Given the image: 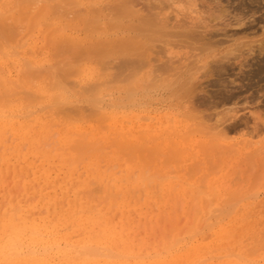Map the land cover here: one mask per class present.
Wrapping results in <instances>:
<instances>
[{
	"label": "rangeland",
	"instance_id": "rangeland-1",
	"mask_svg": "<svg viewBox=\"0 0 264 264\" xmlns=\"http://www.w3.org/2000/svg\"><path fill=\"white\" fill-rule=\"evenodd\" d=\"M20 1L0 0V20L6 22L15 16L12 21L9 20L11 23L8 25L12 24L13 27L16 23L13 29L19 32L15 37L13 35V39H8L11 30L8 31L4 26L7 23L2 25L3 21H0L1 27L4 26L5 31H8L5 32L8 36L3 38L10 41V44L6 41L5 44L3 40L0 47L5 53L2 55L3 52L0 51L2 57L0 72L9 80L6 89H16V86L19 88L15 90L19 93L16 98L10 100V105L0 107V240L5 242L12 235L9 228L7 230L4 228L6 219L3 217L6 214L8 215L5 216L6 218H15L14 221L18 223L21 214L17 210L21 206L25 211L30 210L33 218H40L38 220L46 222L47 230L39 234L41 242L38 245H50L60 239L61 244L63 238L69 237L74 244L80 239H90V236L101 237L104 240L106 227L108 231L110 230L106 234L114 237L113 247L117 246L118 253L123 255L120 256V260H115L120 264H264V51L260 53L257 50L261 43L264 44V41L261 42L264 40V21L259 22V18L264 16V0L191 1L197 5V16L201 19V23L203 25L207 21L209 23L204 33L212 35L216 33L213 38L216 36L218 39L214 40L221 41L209 48L212 57L209 54L207 60L208 70L210 64H217L219 60L218 64L224 65L222 66L225 67V71L220 77L213 75L210 77L208 71L204 69L206 64L197 70L198 75L194 74L196 81L194 80L191 87L193 91L190 90L187 95L174 94L170 87L175 76L169 73L178 72L179 74L176 75L181 74V76H178L177 81H183L187 75L196 71L194 67L197 69L200 65L195 66L197 56L200 55V58L205 55V52L198 51V47L201 48L199 44L192 42L188 44L176 38L170 39V43L167 41L150 43V47L142 53L143 56L140 55L143 57L140 59L148 60L141 69L127 71L118 69L116 65L122 58L121 55L111 54L114 55H110L109 58L112 59L105 58L104 61L102 58L98 59L96 55L94 57L89 55L84 57L85 60L78 59L79 61L75 60L77 62L72 61L73 64L68 63L75 67L79 62L80 67L75 69L74 75L67 77L66 80L71 83L66 80L64 82L68 83L66 92L71 96L68 101L71 103L66 105L69 106L67 112L64 109L59 114L50 101V98L57 93L50 85L51 76L58 72L57 67L62 62L61 57L64 60L66 56L62 52L65 49L58 46L59 36L77 38L76 43L82 39L78 43L82 44L84 41L81 47L87 49H91L87 45H91L93 40L95 41L92 45H97L100 43L98 39L106 38L109 41L107 38L111 40L115 38L114 41H117L120 36V39L124 37L128 39L133 35L129 26L137 23L138 17L146 14L149 8L148 11L154 14L158 11L161 15H168L170 27V24L174 23L172 21L175 16L179 14L172 4L176 0H170L171 2L168 0H165L166 2L163 0H78V2L74 0L72 4L66 6L65 13L62 14L57 12L50 14V11L44 12L41 9L46 6L55 10L56 4L58 6L60 2L64 3L62 0H49L47 3L50 5L46 0H39L41 3L37 0H22V4ZM182 1L184 4L185 0ZM182 1L178 0L174 5ZM216 1H219L220 5ZM18 2H20L19 7ZM32 2L41 5H36L35 8ZM214 2L225 12H218ZM12 4L16 9L12 8ZM120 6L125 7L126 11L129 8L127 11L129 15L126 16L128 18L117 16L116 11ZM107 7L112 10L108 9V12ZM158 7L162 8L158 9ZM4 9L8 16L3 14ZM17 9L23 20L18 16ZM90 9L98 16L99 21L95 24L96 32L89 30L90 27L84 22L86 17L88 19V16L93 15ZM214 11L221 17L217 16L214 19L211 15ZM253 12L255 13L252 14ZM244 14H247L246 17L243 16ZM179 15L183 16L181 13ZM181 17L179 16L180 20ZM237 18L241 19L235 23ZM68 19L73 20L70 22ZM19 20L25 21L24 25ZM82 22L85 24L83 25ZM123 25L124 28H121L120 26ZM1 27L0 33L4 32ZM250 27L256 29V34L242 39L243 48L237 46L240 51L235 49L234 43L238 44L241 41L235 42L238 37H230V35ZM200 29L197 31H201ZM103 33L106 35L104 36ZM78 43L77 45H80ZM249 44L254 48L250 53L245 51L244 46L246 45L247 48ZM193 45L198 46H196L197 50ZM10 46L11 48H8ZM230 51H232L231 55ZM241 52L244 57L241 56ZM185 55L188 56L186 60ZM234 55L240 56L237 58ZM24 60L32 64L28 61L24 63ZM182 60L183 64H181ZM221 60H224L223 63ZM56 62L57 64L59 62V65H56ZM28 64L37 66L38 69L35 70L37 69L38 72L33 71L31 66L29 67L31 70L25 67ZM163 65L172 68L175 65L177 68L176 71L174 68L173 71L168 68L166 70ZM162 67L163 69L160 70ZM186 67L191 69L186 71L188 69ZM188 71L194 72L188 73ZM187 78L188 76L185 79ZM129 86H137L135 90L133 89L135 93L130 96L126 92ZM3 87L2 89L0 87V94L4 90ZM39 91L46 97L44 102L40 100L42 97L34 100L36 94L40 97ZM92 97L99 99L97 106L92 105L94 100ZM98 112H104V116ZM198 129L199 131H196ZM219 130L226 133L223 132L226 138L221 134L222 132L219 133ZM186 132L191 133V136ZM213 134L214 136L217 134L218 137L221 134V136L217 140ZM181 136L187 143L182 142ZM244 140L249 142L248 147L242 146ZM129 142L132 146H129ZM136 142V145H139L137 147L140 148L138 150H135ZM216 142L223 147L220 148ZM232 145H235L236 151L231 147ZM229 146L227 153L223 148ZM206 151L212 152L207 154ZM207 155L210 157L204 159ZM153 170L156 172L154 173ZM159 172L161 176L163 175L161 179ZM13 210H16L15 213ZM6 211L8 213H5ZM43 217L45 219L42 220ZM30 231L29 228L26 230L24 242L26 245L32 243V246H35L33 240L35 235ZM50 231L53 232L52 235L56 240L49 235ZM11 243L13 246L17 244L15 240ZM64 247L63 243L59 247L52 245L51 252L56 254ZM108 250L115 251L112 247ZM134 255L135 261L132 259ZM136 255L140 256V259L136 258ZM147 255L148 259L145 257ZM1 261L0 259V264ZM59 261L60 264L69 262V260L54 259L55 263Z\"/></svg>",
	"mask_w": 264,
	"mask_h": 264
},
{
	"label": "bare ground",
	"instance_id": "bare-ground-1",
	"mask_svg": "<svg viewBox=\"0 0 264 264\" xmlns=\"http://www.w3.org/2000/svg\"><path fill=\"white\" fill-rule=\"evenodd\" d=\"M15 1V0H14ZM20 1V0H19ZM22 1V0H21ZM20 1V2H21ZM32 1V0H31ZM33 1H35V0H33ZM37 1H39V0H37ZM41 1H43V0H41ZM49 0H46V3L48 2ZM61 1V0H60ZM59 1V2H60ZM62 1H64V3L63 2H60L61 4H59L58 6H56L55 5V7L56 8H54L55 10H53V8H49V7H46V6H44L45 8H41V9H43L44 10V12H47V11H50V14L51 13H56L57 12V14L59 13V14H62L64 11H65V9H66V6L67 5H69L71 2L73 3L74 2V0H62ZM90 1V0H89ZM150 1V0H149ZM163 1H165V0H163ZM168 1H170V0H168ZM171 1H173V0H171ZM170 1V2H171ZM176 1H178V0H176ZM176 1H173V6H175V9L178 11V13L180 14H183V16L181 17V15H179L177 12H176V14H178L182 19L180 20V18H179V16L178 15H176L175 16V19L172 21V22H174L173 24H170V27H169V22H170V20H169V17H168V15L167 16H164V15H161L158 11H157V13H155L154 14V12H151V11H146L147 13L146 14H143V15H141V16H139L138 17V19L136 20V22L137 23H133L132 24V26H129V28H130V31L133 33V35H131V37H129L130 36V34H129V36H127V37H129L128 39L126 38L125 39V37H124V39L122 38V39H120L121 38V36H120V38H118V40L116 41H114V39L115 38H113V40H111L110 38H107V39H109V41L108 40H106V38L103 40V39H96V42L98 41V42H100V43H98L97 45H92L93 44V42L95 41V40H93V42L91 43V45H87V47L88 48H90L91 47V49H87L86 47L85 48H82L81 47V45L82 44H84L83 42H82V44H80V43H78V42H80L79 40H78V44H80V45H77V43H76V41L77 40H75V39H77V38H73V39H71L70 37H64V38H62L61 36H59L58 38H60V39H57L58 40V46H60L61 48H63V49H65L64 51H62L63 53H65V55L66 56H64L65 57V59L64 60H62V57H61V61L62 62H60V60H59V62L61 63L60 64V66H56L57 68H59V70H58V72H57V70H56V74L55 75H53V76H51V74H49L52 78L53 77H55L54 79H52L51 78V80H50V85H52V89L53 88H55L56 89V91H57V93L55 94V95H53L51 98H50V101H51V104L53 103V106H55L56 107V109H55V111L56 112H58V114L59 113H61V111H64V109H66V112L68 111L67 109H68V107L66 106V105H68L67 103H69L68 101H69V94L66 92L67 91V89H68V83H64V82H66L68 79H67V77H69V76H72V75H74V73H75V69L76 68H78V64H79V62L77 63V66H75V67H73V65L71 66L70 64H71V62L72 61H75V60H77V61H79V60H83L84 59V57H86V56H88L89 57V55H93V57H94V55H96L97 56V58L98 59H101L102 58V60L104 61V59L105 58H109L110 57V55L111 54H114V55H121L122 56V58L119 60V61H117V62H119L117 65H116V67L118 68V69H120V70H122V71H127V70H135V69H141L144 65H146V61H148V60H142V59H140V58H143V57H141L140 55H142V53H144L145 51H146V48L148 49V47H150V43H155V42H157V41H167V43H170V39H174V38H176V39H179V40H182V41H186L185 43H190V42H192L193 44L195 43V44H199L200 46H201V48H199L197 45V47H198V51L200 52L201 51V53H204L205 52V55L204 56H202V57H200L199 58V56H197L198 58L196 59V64H195V66L197 67V65L198 64H200L199 66H198V68L196 69L195 67H194V71L196 70H200V68L202 67L203 68V66H205L206 64H207V60H208V58H209V54H210V51H209V48L211 47V46H215L216 44H219V43H221V41L220 40H214L215 38L216 39H218L216 36H215V38H213L214 36L213 35H216V33H214L213 35L212 34H205L204 32H206V30H205V28H206V25L208 24V26H209V23H208V21L203 25L201 22V19H199L198 18V10H197V5H195L194 3H192L191 1L192 0H185V1H187V2H185L184 1V4H182L183 3V1L182 2H180V3H178V4H175L174 5V3L176 2ZM207 1V0H206ZM250 1V0H249ZM20 2H18V7H19V3ZM40 2V1H39ZM56 2V1H55ZM77 2H78V0H77ZM94 2V1H93ZM127 2V1H126ZM125 2V3H126ZM137 2V1H136ZM166 2V1H165ZM170 2H167V3H170ZM193 2H195V1H193ZM217 2V1H216ZM216 2H214V4L215 5H217L216 4ZM219 2V1H218ZM217 2V3H218ZM229 2V1H228ZM250 2H252V1H250ZM23 2H21L20 4H22ZM34 2H32V4H33ZM36 3V2H35ZM41 3V2H40ZM39 3V4H40ZM54 3V2H53ZM71 3V4H72ZM90 3V2H89ZM161 3H162V1H161ZM166 3V4H167ZM177 3V2H176ZM14 4V3H13ZM12 4V5H13ZM38 3H36V4H33L34 5V7L36 8L37 6L36 5H39ZM48 4V3H47ZM99 4V3H98ZM115 4V3H114ZM118 4H121V3H118ZM126 4H128V2L126 3ZM163 4H165V3H163ZM213 4V3H212ZM211 4V5H212ZM219 4V3H218ZM243 4V3H242ZM252 4V3H251ZM41 5V4H40ZM45 5V4H44ZM48 5H50V4H48ZM47 5V6H48ZM78 5V4H77ZM124 5V4H123ZM185 5V6H184ZM215 5H212V6H215ZM220 5V4H219ZM222 5V4H221ZM54 6V5H53ZM91 6V5H90ZM115 6V5H114ZM157 6V5H156ZM172 6V7H173ZM3 7V6H2ZM39 8H40V6H38ZM42 7V6H41ZM73 7V6H72ZM78 7V6H77ZM104 7V6H103ZM148 7V6H147ZM171 7V8H172ZM209 7H211V6H209ZM216 7V6H215ZM219 6L217 5V8H218ZM243 7V6H242ZM12 8H15L16 9V6L14 7V5H13V7ZM79 8V7H78ZM89 8V7H88ZM112 8H114V7H112ZM125 8V7H124ZM122 6H120V8L116 11V13H117V16H128L129 14H128V12L127 11H129V8H128V10L126 11V9H124ZM160 7H158V9H159ZM162 8V7H161ZM160 8V9H161ZM217 8H213L215 11L217 10ZM11 9V8H10ZM73 9V8H72ZM82 9V8H81ZM92 9V8H91ZM91 9H90V11H91ZM97 9H101V8H97ZM105 9V8H104ZM108 9H110V8H108L107 7V11H108ZM115 9V8H114ZM173 9V8H172ZM212 9V8H211ZM242 9V8H241ZM5 10V9H4ZM34 10V8L32 9V11ZM68 10V9H67ZM75 10H77V9H75ZM84 10V9H83ZM110 10H112V9H110ZM132 10V9H131ZM131 10H130V12H131ZM207 10H209V9H207ZM244 10V9H243ZM7 11H9V10H7ZM17 11H18V9H17ZM16 11V12H17ZM72 11V10H71ZM210 11V10H209ZM215 11H214V15L213 14H211L212 15V17L214 18V19H216L217 18V16H218V14L216 13L215 14ZM218 12H225V10H223V9H219L218 8V10H217ZM236 11H238V9L236 10ZM5 12H6V10L4 11V15H7V14H5ZM42 12V11H41ZM68 12V11H67ZM86 12V11H85ZM89 12V11H88ZM92 12V16L90 15V16H88L89 18L88 19H84V22L86 23V26H88V27H90V29L89 30H94L95 32H96V28H97V26L95 25L96 24V22L97 21H99V20H97V15H95V12H93V10L91 11ZM100 12V11H99ZM103 12V11H102ZM109 12V11H108ZM201 12V11H200ZM212 12V11H211ZM240 12V11H239ZM250 12V11H249ZM7 13V12H6ZM13 13H15V12H13ZM13 13H11V14H13ZM65 13V12H64ZM69 13H70V10H69ZM74 13H76V12H74ZM105 13V12H104ZM111 13V12H110ZM165 13V12H164ZM255 12H253L252 14H254ZM18 16L19 17H21V14H20V12L18 11ZM34 14H35V12H34ZM39 14V13H38ZM37 14V15H38ZM49 14V13H48ZM67 14V13H66ZM222 14V13H221ZM220 14V15H221ZM251 14V13H250ZM3 15V16H4ZM10 15V14H9ZM16 15V14H15ZM45 15V14H44ZM56 15V14H55ZM77 15V14H76ZM99 15H100V13H99ZM104 15V14H103ZM223 15V14H222ZM246 15L247 14H244L243 16L244 17H246ZM2 16V15H1ZM8 16V15H7ZM13 16H14V14H13ZM17 16V17H18ZM49 16V15H48ZM66 16V15H65ZM82 16V15H81ZM223 16H225V15H223ZM222 16V17H223ZM250 16V15H249ZM15 17V16H14ZM14 17H12L13 19H14ZM44 17V16H43ZM52 17V16H51ZM54 17V16H53ZM83 17H85V16H83ZM106 17V16H105ZM211 17V16H210ZM218 17H221V16H218ZM1 18V17H0ZM3 18H5V16L3 17ZM2 18V19H3ZM39 18V17H38ZM47 18V17H46ZM108 18V17H107ZM123 18V17H122ZM126 18H128V17H126ZM200 18H201V15H200ZM13 19H9V20H13ZM18 19V18H17ZM17 19H16V22H17ZM20 19H22V17L20 18ZM37 19V18H36ZM53 19H55V18H53ZM239 19H241V18H239ZM239 19L237 18L236 20H235V23H238V21H239ZM6 20V19H5ZM9 20H7L6 22H4L3 20H0V21H3V22H1L2 23V25H4L5 23H7V25L5 24L4 26H6V29L8 30V31H10L11 30V35L10 34H8V35H6V33L5 32H7L8 33V31L6 30L5 31V29L3 28V27H1V25H0V27L4 30V32H1L0 33V47L2 46V42H3V40H4V43H5V41L7 40V39H4L3 38V36L6 38V36H8V39L10 38V39H13V35H14V37H15V35H17V32H18V30L16 29V31H15V29H13V27L15 28L16 27V23H15V21H13L14 23H15V26H13V27H11L12 26V24L10 25H8V23H11V21L9 22ZM23 20V19H22ZM47 20V19H46ZM45 20V21H46ZM56 20V19H55ZM69 21L70 20H73V19H68ZM103 20V19H102ZM108 20V19H107ZM106 20V21H107ZM121 20V19H120ZM123 20V19H122ZM169 20V21H168ZM199 20V21H198ZM204 20V19H203ZM20 21V23H23L22 25H24V23H25V21H21V20H19ZM44 21V22H45ZM126 21V20H125ZM182 21V22H181ZM260 21H264V16H262L261 18H259V22ZM12 22V23H13ZM67 22V21H66ZM71 22V21H70ZM77 22H79V21H77ZM102 22V21H101ZM100 22V23H101ZM114 22V21H113ZM203 22H205V21H203ZM210 22V21H209ZM83 23V22H82ZM85 23H83V25L85 24ZM106 23V22H105ZM128 23V22H127ZM129 23H130V21H129ZM44 24V23H43ZM50 24V23H49ZM53 24V23H52ZM107 24V23H106ZM114 24L115 25H117L116 24V22H114ZM14 25V24H13ZM18 25H19V23H18ZM22 25H20V26H22ZM46 25V24H45ZM67 25H69V24H67ZM77 25V24H76ZM125 25H126V23H125ZM7 26H8V28H7ZM49 26V25H48ZM118 26V25H117ZM12 29H11V28ZM23 27V26H22ZM99 27V26H98ZM119 27V26H118ZM117 27V28H118ZM121 28L123 27L124 28V25L123 26H120ZM127 27H128V25H127ZM198 27H200V28H202V29H200V28H198ZM10 28V29H9ZM83 28V27H82ZM110 27H108V29H109ZM112 28V27H111ZM1 29V30H2ZM20 29V28H19ZM100 29V28H99ZM103 29H104V27H103ZM107 29V30H108ZM125 29H127L126 27H125ZM197 29L199 30H201V31H197ZM204 29V31H202ZM209 29V27L207 28V30ZM2 30V31H3ZM12 30H13V34H12ZM21 30V29H20ZM19 30V31H20ZM105 30V29H104ZM104 30H100V31H104ZM120 30V29H119ZM256 29H254L253 27H250V28H247V29H245V30H242V31H240V32H235V33H232L231 35H230V37H238L237 39H235V42L236 41H238V40H240L241 42H238V44H236V43H234L235 44V49L237 48V46L238 47H240L241 45H242V39H244V38H246V37H248L249 35L250 36H254L255 34H256V32L257 31H255ZM14 31L16 32L15 34H14ZM84 31H85V29H84ZM99 31V32H100ZM113 31V30H112ZM111 31V32H112ZM116 31H117V29H116ZM124 31V30H123ZM129 31V32H130ZM212 31V30H211ZM210 32V31H209ZM4 33V34H3ZM88 33V32H87ZM105 33V32H104ZM104 33H103V35H104ZM114 33H115V31H114ZM18 34H19V32H18ZM65 34V33H64ZM89 34H91V33H89ZM96 34V33H95ZM101 34V33H100ZM122 34V33H121ZM225 34V33H224ZM106 35V34H105ZM104 35V36H105ZM108 35V34H107ZM123 35V34H122ZM208 35V36H207ZM223 35V34H222ZM10 36H12V38L10 37ZM83 36H85L84 34H83ZM90 36V37H89ZM89 36H86V37H89V38H91V35H89ZM102 36V35H101ZM110 36H111V34H110ZM117 36V35H116ZM115 36V37H116ZM219 36V35H218ZM226 36V35H225ZM118 37V36H117ZM140 37V38H139ZM88 38V39H89ZM95 38H97V36L95 37ZM80 39V38H79ZM87 39V40H88ZM117 39V38H116ZM75 40V41H74ZM91 40V39H90ZM111 40V41H110ZM120 40H122V41H120ZM92 41V40H91ZM120 43H119V42ZM176 41V40H175ZM262 41H264V40H261V42ZM6 42H9L8 44H10V41L8 40V41H6ZM31 42V41H30ZM56 42V41H55ZM88 42V41H87ZM172 42H174V40L172 41ZM244 42V41H243ZM12 43V42H11ZM57 43V42H56ZM89 44H90V42H88ZM87 43V44H88ZM116 44V43H119L118 45L116 44V46H112L113 44ZM159 43V42H158ZM258 44L260 43L259 41L257 42ZM6 44V43H5ZM31 44V43H30ZM95 44V43H94ZM157 44V43H156ZM166 44V43H165ZM24 45V44H23ZM22 45V46H23ZM86 45V44H85ZM167 45H169V44H167ZM171 45V44H170ZM182 45V44H181ZM187 45V44H186ZM260 45V44H259ZM262 45H264V44H262L261 43V45L260 46H258L259 47V49H257L260 53H262V51H264V46H262ZM21 46V47H22ZM55 46V45H54ZM84 46V45H83ZM154 46V45H153ZM157 46V45H156ZM159 46V45H158ZM195 45H193V48L194 47H196ZM245 46V51H247L248 53H250L254 48H253V45L252 44H249V46H247V48H246V45H244ZM6 47H7V45H6ZM13 47V46H12ZM18 47V46H17ZM186 47L187 46H185V49H186ZM197 47H196V50H197ZM8 48H11V46L10 47H8ZM18 48H20V47H18ZM51 48V47H50ZM55 48H57L56 46H55ZM59 48V47H58ZM241 48H243V46H241ZM151 50H153V48H150ZM149 49V50H150ZM155 49V48H154ZM171 49V48H170ZM200 49V50H199ZM212 49V48H211ZM234 49V50H235ZM238 49V48H237ZM10 50V49H9ZM56 50V49H55ZM58 50H60V49H58ZM156 50V49H155ZM158 50V49H157ZM164 50V49H163ZM195 50V49H194ZM239 51H240V49H238ZM237 50V51H238ZM1 51V50H0ZM57 51V50H56ZM154 51V50H153ZM171 51V50H170ZM209 51V52H208ZM233 51V50H232ZM232 51H230L229 53H230V55L232 54ZM1 52H3V51H1ZM13 52H14V50H13ZM158 52V51H157ZM194 52V51H193ZM10 53V52H9ZM12 53V52H11ZM51 53H52V51H51ZM59 53V52H58ZM174 53V52H173ZM233 53H234V51H233ZM242 53L243 52H241V56H243L244 57V55H242ZM247 53V54H248ZM1 54V53H0ZM5 53L3 52V54L2 55H4ZM14 54H16V53H14ZM13 54V55H14ZM50 54V53H49ZM55 54V53H54ZM68 54V55H67ZM179 54V53H178ZM200 54V53H199ZM207 54V55H206ZM1 55V56H2ZM7 55H9V54H7ZM7 55H5V56H7ZM12 55V56H13ZM21 55V54H20ZM52 55H53V53H52ZM56 55V54H55ZM59 55L61 56L62 55V53L60 54L59 53ZM114 55H111V56H114ZM175 55H176V53H175ZM15 56H17V54L15 55ZM54 56V55H53ZM57 56V55H56ZM63 56V55H62ZM95 56V57H96ZM138 56H140L139 57V59H138ZM143 56V55H142ZM174 56V55H173ZM186 56V55H185ZM192 55H190V57H191ZM213 56H214V54H213ZM235 56V55H234ZM238 56H240V55H238ZM238 56L236 55L235 57H237L238 58ZM4 57V56H3ZM29 57V56H28ZM55 57V56H54ZM116 57V56H115ZM118 57V56H117ZM176 57V56H175ZM188 56H186V58H185V60L186 59H188L187 58ZM210 57H212V55L210 54ZM225 57V56H224ZM223 57V58H224ZM232 57H233V55H232ZM2 57H0V59H1ZM5 58V57H4ZM53 58V57H52ZM91 58V57H90ZM169 58V57H168ZM239 58H241V57H239ZM79 59V60H78ZM88 59V58H87ZM96 59V58H95ZM109 59H112V58H109ZM171 59V58H170ZM211 59V58H210ZM209 59V60H210ZM225 59V58H224ZM56 60V59H55ZM85 60V59H84ZM178 60H180L179 58H178ZM229 60V59H228ZM25 61H28V60H24V63H25ZM77 61H75V62H77ZM114 61H115V59H114ZM150 61V60H149ZM168 61H169V59H168ZM191 62H192V60H190ZM189 61V62H190ZM216 61V60H215ZM222 61H224V60H221V63H223ZM226 61H227V58H226ZM55 62V61H54ZM59 62H58V64H57V62H56V65H59ZM96 62H97V60H96ZM152 62V61H151ZM181 62V61H180ZM209 62H211V61H209ZM218 62L220 63V60L219 61H217L216 63L217 64H214V65H212V64H210L209 65V70H208V64H207V66H206V68H204V69H206V72L208 71V73L210 74H207L206 73V75H209L210 77L213 75V76H217V77H220L221 76V74L222 73H224V71H225V67H223L224 65L223 64H218ZM228 62V61H227ZM28 63H31L30 61H28ZM68 63H70V64H68ZM82 63V62H81ZM110 63V62H109ZM27 64V63H26ZM32 64V63H31ZM53 64V63H52ZM72 64H73V62H72ZM76 64V63H75ZM167 64V63H166ZM171 64H173V63H171ZM181 64H183V60H182V63ZM55 65V64H54ZM188 64L186 63V66H187ZM223 65V66H222ZM31 65H26L25 67H27L28 69H32L33 71L35 70V68H37L38 69V67L36 66H33V68H32V66L30 67ZM51 66H53V65H51ZM85 66V65H84ZM102 66V65H101ZM113 66V65H112ZM164 66V65H163ZM181 66V65H180ZM194 65H192V67H193ZM30 67V68H29ZM80 67V66H79ZM111 67V66H110ZM161 67V66H160ZM179 67V66H178ZM185 67V66H184ZM190 67H191V65H190ZM189 67V68H190ZM41 68V67H40ZM48 68H51V67H48ZM55 68V67H54ZM56 68V69H57ZM84 68V67H83ZM164 68L167 70V68L169 69V70H172L173 71V68H174V70L177 68H175V65H174V67L172 68V66H170L169 67V65H166V66H164ZM171 68V69H170ZM180 68V67H179ZM178 68V69H179ZM186 68H188V67H186ZM186 69V71L187 70H190V69ZM30 69V70H31ZM36 69V70H37ZM43 69V68H42ZM53 69V68H52ZM79 69V68H78ZM163 69V67L162 68H160V70H162ZM203 69V70H204ZM25 70V69H24ZM35 70V72H38V71H36ZM81 70V69H80ZM102 70V69H101ZM104 70V69H103ZM157 70H159V69H157ZM184 70V69H183ZM0 71H2V70H0ZM44 71V70H43ZM48 72H49V70H47ZM176 71V70H175ZM181 71V70H180ZM194 71H188V73L190 72V73H192V72H194ZM194 72V73H192V74H189V75H187L188 76V78L187 79H185V81H184V79H183V81H177L178 79H179V77L181 76V74H180V76L178 77L176 74L178 73V72H176V74H175V72L173 73H169V74H172V76L174 77V79L172 80V87H170L171 86V84L170 85H168L169 87H170V89L172 90V92L174 93V94H185V95H187L188 94V92L190 91V90H192L191 89V87H192V85H193V82H194V80H195V78H196V76L194 75V74H196V75H198V71L197 72ZM5 72V71H4ZM35 72H33L34 74H35ZM40 72V71H39ZM51 72V71H50ZM49 72V73H50ZM82 72V71H81ZM80 72V73H81ZM101 72V71H100ZM153 72V71H152ZM185 72V71H184ZM201 72V71H200ZM42 73V72H41ZM55 73V72H54ZM53 73V74H54ZM162 73V72H161ZM32 74V73H31ZM44 74V73H43ZM46 74V73H45ZM147 74V73H146ZM152 74H154V73H152ZM179 74V73H178ZM9 75V74H8ZM81 75V74H80ZM99 75H101V74H99ZM98 75V76H99ZM185 75V74H184ZM13 76V75H12ZM49 76V77H50ZM102 76V75H101ZM115 76V75H114ZM26 77H27V75H26ZM81 77V76H80ZM27 78H30V77H27ZM33 78V77H32ZM34 78H36V77H34ZM102 78V77H101ZM141 78V77H140ZM147 78H148V76H147ZM182 78V77H181ZM180 78V79H181ZM67 79V80H66ZM156 79V78H155ZM66 80V81H65ZM70 80V79H69ZM101 80V79H100ZM8 79L6 78V76H4L1 72H0V87H1V89H2V87L3 86H5V88H4V90H3V92L0 94V107H2L3 108V106H5V107H7L8 105H10L9 104V102H10V100H12L13 98H16V96L18 95V93L19 92H17V91H15L16 89H19L17 86H16V89L15 88H13L12 90H14V91H12V90H10V89H6V84L8 83ZM89 81V80H88ZM196 81V80H195ZM198 81V80H197ZM20 82V81H19ZM67 82H70V81H67ZM105 82H108V81H105ZM111 82V81H110ZM134 82V81H133ZM168 82V81H167ZM219 82V81H218ZM28 83H30V82H28ZM71 83V82H70ZM102 83V82H101ZM163 83V82H162ZM32 84V83H31ZM49 84V83H48ZM46 85V86H48V87H50L49 85ZM96 84H97V81H96ZM106 84V83H105ZM74 85V84H73ZM131 85V84H130ZM15 86V85H14ZM93 86H95V85H93ZM91 87V86H90ZM137 87V86H136ZM136 87L135 86H129V88L127 89V94H128V96H130V95H132L133 93H135V89H136ZM140 87V86H139ZM138 87V88H139ZM21 88V87H20ZM33 88H35V87H33ZM78 88H79V86H78ZM0 89V90H1ZM54 89V90H55ZM80 89V88H79ZM134 89V90H133ZM140 89V88H139ZM194 89H196V88H194ZM38 90H40V89H38ZM49 90H50V88H49ZM102 90V89H101ZM193 91V90H192ZM15 92V93H14ZM17 92V93H16ZM22 92V91H21ZM20 92V93H21ZM34 92V91H33ZM32 92V93H33ZM69 92V91H68ZM24 93V92H23ZM39 95H40V97L37 95L38 94V91H37V94H36V96L38 97H36L35 96V93H34V97H36L34 100H36V99H39V98H41L42 97V99H40V100H42L43 102H44V100H46V97L45 96H43V92L41 93L40 91H39ZM73 93V92H72ZM76 93V92H75ZM187 93V94H186ZM26 94V93H25ZM68 94V95H67ZM74 94V93H73ZM177 94V95H178ZM95 95V94H94ZM26 96V95H25ZM29 96V95H28ZM127 96V95H126ZM33 97V96H32ZM33 97V98H34ZM71 97V96H70ZM26 98V97H25ZM29 98V97H28ZM93 98V97H92ZM23 99H24V96H23ZM30 99H31V97H30ZM94 99V98H93ZM96 99V98H95ZM93 100L92 101V105H95V106H97V104H98V101H99V99L97 100ZM26 101V100H25ZM30 101V100H29ZM42 101H40V102H42ZM91 101V100H90ZM129 101V100H128ZM5 102V103H4ZM31 102H32V100H31ZM30 102V103H31ZM7 103V104H6ZM38 103V102H37ZM71 103V102H70ZM69 103V104H70ZM89 105H91V104H89ZM45 106V105H44ZM94 106V107H95ZM44 109V108H43ZM72 109V108H71ZM69 111H70V109H69ZM83 111V110H82ZM98 111V110H97ZM84 112V111H83ZM92 112H94V111H92ZM35 113V112H34ZM63 113V112H62ZM80 113H82V112H80ZM95 113V112H94ZM98 113H100V112H98ZM103 115H101V116H104V112H101ZM100 113V114H101ZM65 114V113H64ZM99 114V115H100ZM109 114V113H108ZM110 114H112L111 112H110ZM100 116V117H101ZM110 116V115H109ZM112 116V115H111ZM7 117V116H6ZM66 117V116H65ZM14 118V117H13ZM61 118V117H60ZM105 118V117H104ZM106 118H108V117H106ZM111 118V117H110ZM56 119H58L57 117H56ZM62 119V118H61ZM102 119V118H101ZM65 120V119H64ZM104 120V119H103ZM106 120V119H105ZM70 122V121H69ZM195 124V123H194ZM104 126V125H103ZM102 126V127H103ZM190 126V125H189ZM206 127V126H205ZM205 127H203V128H205ZM177 128V127H176ZM190 128H191V126H190ZM207 128V127H206ZM228 128V127H227ZM171 129H173V128H171ZM196 129H197V127H196ZM199 129H200V127H199ZM199 129L198 130H196V131H199ZM219 129V128H218ZM217 129V130H218ZM221 130H223V129H221ZM225 130V129H224ZM107 131V130H106ZM193 131V130H192ZM208 131V130H207ZM220 131V130H219ZM141 132V131H140ZM222 132V133H221ZM223 132L224 131H220L219 133H221V134H223ZM139 133V132H138ZM173 133V132H172ZM187 133V132H186ZM186 133H184V134H186ZM189 133V132H188ZM187 133V134H188ZM193 133H195L194 131H193ZM197 133V132H196ZM199 133V132H198ZM202 133H204V132H202ZM206 133V132H205ZM225 133V132H224ZM54 134V133H53ZM141 134V133H140ZM139 134V135H140ZM186 134V135H187ZM191 134V133H190ZM190 134H188L189 136H191ZM212 134V133H211ZM215 134V133H214ZM214 134H213V136H214ZM218 134V133H217ZM216 134V135H217ZM221 134L219 135V137L221 136ZM226 134V133H225ZM225 134H223L224 136H225ZM142 135V134H141ZM177 135V134H176ZM175 135V136H176ZM182 135V134H181ZM199 135V134H198ZM214 136V137H217L216 139L218 140V136ZM78 136V135H77ZM149 136V135H148ZM153 136V135H152ZM168 136V135H167ZM171 136V135H170ZM179 136V135H178ZM193 136V135H192ZM228 136V135H227ZM138 137V136H137ZM142 137V136H141ZM184 137V136H183ZM188 137V136H187ZM198 137V136H197ZM82 138V137H81ZM177 138V137H176ZM178 138H180V137H178ZM225 138H226V136H225ZM225 138H223V139H225ZM187 139V138H186ZM222 139V138H221ZM115 140V139H114ZM141 140V139H140ZM155 140V139H154ZM181 140H183L182 142L183 143H185L184 142V140L185 139H182V136H181ZM245 140H247V139H245ZM244 140V142H243V144L244 145H242L243 147H245V145H247V147L250 145L249 144V142L248 141H245ZM79 141V140H78ZM84 141V140H83ZM82 141V142H83ZM116 141V140H115ZM128 141H130V140H128ZM134 141V140H133ZM153 141V140H152ZM163 141V140H162ZM166 141H168V140H166ZM190 141V140H189ZM188 141V142H189ZM225 141V140H224ZM249 141H250V143H251V140L249 139ZM111 142V141H110ZM170 142V141H169ZM177 142V141H176ZM198 142V141H197ZM201 142V141H200ZM203 142H204V140H203ZM43 143V142H42ZM121 143H123V142H121ZM187 143V142H186ZM202 143V142H201ZM217 143V142H216ZM84 144V143H83ZM132 143H130L129 142V146L131 145ZM137 144V142L135 143V145ZM141 144V143H140ZM203 144V143H202ZM207 144V143H206ZM218 145L220 144V143H217ZM222 144V143H221ZM47 145V144H46ZM80 145V144H79ZM87 145V144H86ZM124 145V144H123ZM128 145V144H127ZM135 145H133V146H135ZM175 145H176V143H175ZM199 146H200V144H198ZM197 145V146H198ZM214 145V144H213ZM241 145V144H240ZM45 146V145H44ZM98 146V145H97ZM132 146V145H131ZM137 146H139V145H136L135 147H137ZM159 146V145H158ZM216 146V145H215ZM225 146V145H224ZM235 145H232L231 147H233V149L235 148L234 147ZM237 146V145H236ZM1 147V146H0ZM95 147V146H94ZM99 147V146H98ZM135 147H131V148H135ZM155 147H157V146H155ZM219 147L221 148V147H223V146H221V145H219ZM246 147V148H247ZM74 149H76L75 147H73ZM154 148V147H153ZM230 148V146L228 147V148H223V149H226V151H227V149H229ZM5 149V148H4ZM94 149V148H93ZM98 149V148H97ZM138 149H140V148H138L137 147V149L135 148V150H138ZM145 149V148H144ZM148 149H150V148H148ZM217 149V148H216ZM128 150H130V149H128ZM134 150V151H135ZM151 150V149H150ZM158 150V149H157ZM160 150H161V148H160ZM178 150V149H177ZM235 151H236V149H234ZM133 151V150H132ZM152 151V150H151ZM182 151V150H181ZM185 150L183 149V152H184ZM219 151H220V149H219ZM222 151V150H221ZM231 151H233L232 149H231ZM137 152H140V151H137ZM136 152V153H137ZM207 152V151H206ZM210 152H212V151H210ZM209 151L207 152V154H211ZM101 153V152H100ZM128 153V152H127ZM133 153V152H132ZM158 153V152H157ZM176 153H178V152H176ZM227 153H228V151H227ZM105 154V153H104ZM103 154V155H104ZM122 154V153H121ZM76 155V154H75ZM102 155V154H101ZM134 155V154H133ZM159 155V154H158ZM169 155H171V154H169ZM176 155H178L179 156V154H176ZM191 155V154H190ZM215 155V154H214ZM78 156V155H77ZM89 156V155H88ZM137 156L139 157V155L137 154ZM165 156V155H164ZM208 156V155H207ZM204 157V159L205 158H209L210 156H208V157ZM223 156V155H222ZM83 157V156H82ZM131 157V156H130ZM155 157H157V156H155ZM181 157V156H180ZM217 157V156H216ZM81 158V157H80ZM174 158V157H173ZM100 159H101V157H100ZM134 159H135V157H134ZM156 159V158H155ZM131 160V159H130ZM139 160V159H138ZM173 160V159H172ZM181 160V159H180ZM8 161V160H7ZM75 161H77V160H75ZM140 161V160H139ZM80 162H81V160H80ZM127 162V161H126ZM142 162H143V160H142ZM153 162V161H152ZM210 162V161H209ZM174 163V162H173ZM80 164V163H79ZM148 164V163H147ZM162 164V163H161ZM194 164V163H193ZM209 164V163H208ZM143 165V164H142ZM202 165V164H201ZM8 166V165H7ZM170 167V166H169ZM188 167V166H187ZM213 167V166H212ZM181 168V167H180ZM178 169V168H177ZM190 169V168H189ZM195 169V168H194ZM142 171V170H141ZM174 171V170H173ZM180 171H182V170H180ZM195 171H197V170H195ZM216 171L218 172V170L216 169ZM153 172L155 173L156 171H154L153 170ZM213 172V171H212ZM172 173V172H171ZM141 174V173H140ZM159 174V176H161L160 175V172L158 173ZM149 175V174H148ZM151 175H153V174H151ZM209 175V174H208ZM131 176H134V175H131ZM163 176V175H162ZM160 177L159 179H161V178H163V177ZM153 177V176H152ZM156 178V177H155ZM155 178H153V181L155 180ZM48 179V178H47ZM161 181V180H160ZM165 181V180H164ZM9 185V184H8ZM89 185V184H88ZM151 185V184H150ZM19 186V185H18ZM17 186V187H18ZM99 187V186H98ZM110 187V186H109ZM108 188V187H107ZM152 189V188H151ZM112 190V189H111ZM194 190H195V188H194ZM86 191V190H85ZM141 191V190H140ZM103 192V191H102ZM87 193H89V192H87ZM113 193V192H112ZM135 193V192H134ZM133 193V194H134ZM212 193V192H211ZM30 194V193H29ZM29 194H27V195H29ZM106 195V194H105ZM120 195V194H119ZM215 195V194H214ZM155 196V195H154ZM197 197H198V195H197ZM115 198V197H114ZM194 198V197H193ZM33 199V198H32ZM35 199V198H34ZM53 199V198H52ZM6 200V199H5ZM50 200V199H49ZM172 200V199H171ZM33 201V200H32ZM51 202V201H50ZM177 202V201H176ZM4 203H6V201L4 202ZM4 203L2 204V205H4ZM99 203V202H98ZM9 204H11V203H9ZM1 205V206H2ZM53 205V204H52ZM51 205V206H52ZM153 205V204H152ZM50 206V207H51ZM113 206V205H112ZM18 207V206H17ZM178 207V206H177ZM15 208H16V204H15ZM14 208V209H15ZM54 208V207H53ZM113 209V208H112ZM11 210V209H10ZM14 212L13 213H15V211L16 210H13ZM18 212H19V214H21V218H20V216H19V218H20V220H19V222L18 223H16V221H14V219L15 218H13V219H10V218H6L7 216H6V214H5V216L3 217V219H6V221H4L5 222V224H4V228H6V230L8 229V230H10V232H11V237L13 236V238H9L8 240H6L5 242H3L2 240H0V259L2 260L1 261V263L2 264H60V261H59V263H55L54 262V259H58V260H62V259H64V260H69V262H68V264H92V263H94V264H120V263H116L115 262V260L117 261V260H120L121 259V257H123V255L121 254H119L118 253V251H117V249H119L116 245V247L114 248L113 246H114V243H113V238L114 237H112V236H110L109 234H106V233H109V231L107 230V228L105 227V226H103V227H105V231H104V237L106 236V239H104V240H102L101 239V237H97V236H90V239L89 238H84L85 240H83V239H80L79 240V242L75 245L74 243H72L71 242V237H69V238H63V244H65V247L63 248V249H60L56 254H54V253H52L51 252V248H52V245L54 246V245H57L58 247L62 244H60V242H61V239L60 240H58L57 242L56 241H54V242H56V243H53V244H50V245H46V244H42V245H38L39 244V242H41V236L39 235V234H41L42 232H45V230H47V227L45 226L46 225V222H43V221H40V220H38V219H40V218H33L32 217V214H31V212H30V210H23V208L20 206V207H18V210H17ZM42 211V210H41ZM40 211V212H41ZM49 211V210H48ZM155 211H156V209H155ZM5 213H8L7 211L5 212ZM35 213H37V212H35ZM164 213V212H163ZM40 215V214H39ZM117 216V215H116ZM13 217V216H12ZM166 217V216H165ZM174 217V216H173ZM172 217V218H173ZM47 218V217H46ZM42 220L43 219H45V217H43V218H41ZM55 220V219H54ZM164 222H165V220H164ZM153 224V223H152ZM176 224V223H175ZM127 225V224H126ZM125 225V226H126ZM168 225V224H167ZM171 225V224H170ZM1 226V225H0ZM130 226V225H129ZM177 226V225H176ZM188 226V225H187ZM29 228V230H31L32 231V233L35 235V236H33V237H35L33 240H34V244L36 243V245L35 246H32V243H30L31 245H26L25 244V242H24V234H25V232H26V230ZM167 228V227H166ZM187 228V227H186ZM175 229V228H174ZM101 230H103V228L101 229ZM182 230V229H181ZM30 231V232H31ZM179 231V230H178ZM93 232V231H92ZM99 232H100V230H99ZM98 232V233H99ZM113 232V231H112ZM140 232V231H139ZM52 233L53 232H49V235H52ZM82 232L80 231L79 232V234H81ZM94 234H95V232H93ZM98 233H96V235L98 234ZM111 233V232H110ZM114 233V232H113ZM112 233V234H113ZM142 233V232H141ZM79 234H76V235H79ZM86 234V233H85ZM93 234V235H94ZM84 235V234H83ZM115 235V234H114ZM166 235V234H165ZM235 235V234H234ZM86 236V235H85ZM84 236V237H85ZM101 236V235H100ZM75 237V236H74ZM152 237V236H151ZM159 237V236H158ZM163 237V236H162ZM52 238H54V235H52ZM78 239H79V237H78ZM166 239V238H165ZM16 241L17 242V244L15 245V246H13L12 245V241ZM54 240H56L55 238H54ZM138 240V239H137ZM147 240H149V239H147ZM75 241V240H74ZM133 243V242H132ZM29 244V243H28ZM122 245V244H121ZM29 246V247H28ZM136 246V245H135ZM109 247L111 248H113V250H115L114 252L113 251H109L108 249H109ZM124 247V246H123ZM127 248V247H126ZM158 248V247H157ZM148 249V248H147ZM170 249V248H169ZM168 249V250H169ZM144 250V249H143ZM142 250V251H143ZM161 250V249H160ZM184 250V249H183ZM125 251V250H124ZM124 251H122V252H124ZM162 251V250H161ZM256 251V250H255ZM111 252V253H110ZM151 252V251H150ZM156 252V251H155ZM166 252V251H165ZM252 252V251H251ZM142 253H144V251L142 252ZM140 256H141V254H139ZM121 256V257H120ZM140 256H138V255H136V258L138 257V259H140L139 257ZM158 256V255H157ZM165 256V255H164ZM128 257V256H127ZM133 258V260L135 259V255L134 256H132ZM145 257H147V259H148V255L147 256H145ZM152 257V256H151ZM150 257V258H151ZM62 258V259H61ZM126 258V257H125ZM89 260V261H88ZM132 260V261H133ZM136 260V259H135ZM134 260V261H135ZM144 260V259H143ZM67 262V261H66ZM137 262V261H136Z\"/></svg>",
	"mask_w": 264,
	"mask_h": 264
}]
</instances>
